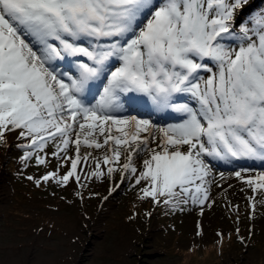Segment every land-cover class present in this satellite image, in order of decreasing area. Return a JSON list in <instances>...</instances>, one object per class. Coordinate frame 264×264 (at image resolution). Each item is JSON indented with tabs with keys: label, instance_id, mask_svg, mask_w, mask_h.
I'll list each match as a JSON object with an SVG mask.
<instances>
[{
	"label": "snow or ice",
	"instance_id": "6c2138e0",
	"mask_svg": "<svg viewBox=\"0 0 264 264\" xmlns=\"http://www.w3.org/2000/svg\"><path fill=\"white\" fill-rule=\"evenodd\" d=\"M246 4L0 0V145L14 137L22 169L45 167L19 174L37 187L74 179L83 200L87 181L111 192L118 172L153 206L202 215L223 164L251 190V219L258 190L264 205V7Z\"/></svg>",
	"mask_w": 264,
	"mask_h": 264
},
{
	"label": "rangeland",
	"instance_id": "374dc122",
	"mask_svg": "<svg viewBox=\"0 0 264 264\" xmlns=\"http://www.w3.org/2000/svg\"><path fill=\"white\" fill-rule=\"evenodd\" d=\"M243 7L245 11L262 8L264 0H247ZM6 139L9 145H0V264H264L262 197L258 190L249 219L247 197L252 192L229 176L237 167L221 164L213 169L210 196L215 202L205 205L202 215L191 205L183 212H172L163 205L153 206L150 198H138L137 187L129 186L128 177L121 180L118 172L113 174L111 192L107 179L87 181L83 200L73 195L74 179L64 186L50 181L37 187L24 176L42 174L45 167L33 163L22 169L17 149L22 141ZM46 150L51 151V145ZM143 158H135L138 171ZM47 159L48 167H54L55 159ZM220 172L226 177L223 182ZM89 192L98 195L90 197ZM229 203L238 212L229 209ZM133 211L136 215L129 219ZM237 227L244 242L236 238Z\"/></svg>",
	"mask_w": 264,
	"mask_h": 264
}]
</instances>
